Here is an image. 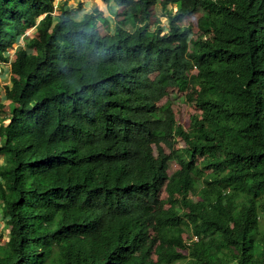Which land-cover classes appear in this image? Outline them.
Segmentation results:
<instances>
[{"label": "trees", "instance_id": "obj_1", "mask_svg": "<svg viewBox=\"0 0 264 264\" xmlns=\"http://www.w3.org/2000/svg\"><path fill=\"white\" fill-rule=\"evenodd\" d=\"M55 1L0 0V62L20 43L0 100V264H264V0H105L129 15L105 35L98 8ZM195 14L197 34L181 25ZM169 87L201 112L187 128Z\"/></svg>", "mask_w": 264, "mask_h": 264}, {"label": "rangeland", "instance_id": "obj_2", "mask_svg": "<svg viewBox=\"0 0 264 264\" xmlns=\"http://www.w3.org/2000/svg\"><path fill=\"white\" fill-rule=\"evenodd\" d=\"M63 1L65 0H56L55 4L56 7L57 5H60ZM69 4L73 7V8H77L78 11V15L79 14H83L85 12H91V10H94L96 8H98L99 10L101 9V12H103L104 16L107 17H111V21L115 22L117 21L118 24H127L129 17L127 15V9L124 7L122 9H116V11L114 12L111 8H110V3H108L105 0H68ZM160 2L162 0H159ZM79 3L82 4L79 5ZM176 3L177 1L174 0L169 4V8H176ZM80 6V7H79ZM152 13H151V24L154 25V23L157 21V19H161L162 20V25H165L167 23V19L165 18V16H163L165 10L162 8L161 4H157L155 6L152 7ZM58 13V12H57ZM112 13V14H111ZM106 20L109 21V23H104L100 24V28L103 32H107L109 31V27H110V19L106 18ZM100 23V22H99ZM181 25H191L193 28V31L195 34H197L199 27H198V16L195 15H189L185 18V20H183L181 22ZM180 24V23H179ZM109 25V26H108ZM128 26V25H126ZM38 32L36 30H34V28H31L30 30H28L23 36L26 37H30V36H34L37 35L38 36ZM196 36V35H195ZM20 47V43H16L14 45V47L10 50V54H9V59L13 60L15 58V51L17 49H19ZM9 68V65L7 66ZM3 71V70H2ZM2 73V72H1ZM0 73V74H1ZM1 84V88H0V95L1 94H5L6 91H4V88L6 87L5 84H3V82H0ZM11 85V84H10ZM169 91V95L168 97L164 98L162 103H165L167 101V99L172 101L171 107L172 110L175 113V119L178 121V123L182 126H184L185 128H187L189 126V122H190V118L192 115L194 114H199L201 113L195 106L193 103H190L186 100H184L183 94L187 93L186 92H180L177 90L176 87H169L168 89ZM9 102L6 105V112L2 113L0 115V125L4 123L7 124V122H9L10 120V110H9ZM170 125L169 123L165 124L164 128H169ZM0 141H1V137H0ZM184 145L183 142H178L177 146H182ZM154 148V152L155 154H158L159 152H166L169 153L170 149L162 143H155L153 145ZM5 163V157L0 156V164ZM170 168H169V173L171 174L173 171H175L178 168V165L176 162L172 161L169 164ZM196 185L195 187L191 188L190 190V196L194 199V200H201L203 198V195L206 194L207 192L212 190L211 186H207L203 180H201V178H196L195 180ZM173 197L175 199H178L179 194L178 193H174V192H170L167 191L166 188H164L162 190V192L160 193V198L165 200L166 202V206L168 207L169 205L172 204V202L170 200H168V197ZM174 205V203H173ZM138 207L141 206L140 203L137 204ZM1 207V204H0ZM260 225L261 228L264 230V217H261L260 219ZM0 230H3L4 232V241L8 240L9 238V228L6 225V223L4 222V220L1 218V208H0ZM196 231L193 230V234L191 235L190 233H188V231H185L184 233V239L186 241H199V244L204 246V249L206 251V253L212 258L214 259L213 253H212V248L208 245V242L206 239H199L198 236L195 234ZM150 235L152 238H154L156 236L155 231L153 229L150 230ZM181 252L188 254L187 250L185 249H181ZM228 257L231 256L230 252H228L227 254ZM188 261V259H182L179 261H176L174 264H186V262ZM165 264V263H162Z\"/></svg>", "mask_w": 264, "mask_h": 264}, {"label": "clouds", "instance_id": "obj_3", "mask_svg": "<svg viewBox=\"0 0 264 264\" xmlns=\"http://www.w3.org/2000/svg\"><path fill=\"white\" fill-rule=\"evenodd\" d=\"M177 2H178V0H176ZM177 4V3H176ZM110 8L115 12L116 11V9H122V8H124L123 6H117L116 4H113L112 2H110ZM157 5V4H156ZM93 10H91V12H92ZM100 11H101V9H100ZM102 13V18L103 19H106V18H109L110 19V27H109V31H107V32H103L102 30H101V28H100V24H103L104 25V23L103 22H100L99 23V29H100V31H101V34L102 35H105V34H108V32H111V31H113L114 30V28H113V25H114V23H116L117 21H115V22H112L111 21V17L109 16V17H107V16H104V14H103V12H101ZM112 14V13H111ZM128 17H129V15H128ZM101 18V19H102ZM158 20V19H157ZM158 22L156 21L155 23H154V25H156ZM162 25V20H161V23H159V25ZM167 24V23H166ZM165 24V25H166ZM109 26V25H108ZM164 26V25H163ZM12 61V60H11ZM194 70H196V69H194ZM180 142H183V141H179V143ZM184 143V142H183ZM185 145V144H184ZM184 145H182V146H178V147H183ZM172 162V161H171ZM169 168H170V166H169Z\"/></svg>", "mask_w": 264, "mask_h": 264}, {"label": "crops", "instance_id": "obj_4", "mask_svg": "<svg viewBox=\"0 0 264 264\" xmlns=\"http://www.w3.org/2000/svg\"><path fill=\"white\" fill-rule=\"evenodd\" d=\"M3 82V84H5V86L7 87H11L12 85V82H11V72H10V69L6 66L3 68V71L2 73L0 74V82ZM11 84V85H10ZM1 84H0V88H1ZM6 87L4 88V91H6ZM5 98H6V93L5 94H1L0 95V100L2 101H5ZM10 122V120H9ZM7 122V124L9 123ZM5 124V125H7Z\"/></svg>", "mask_w": 264, "mask_h": 264}, {"label": "built area", "instance_id": "obj_5", "mask_svg": "<svg viewBox=\"0 0 264 264\" xmlns=\"http://www.w3.org/2000/svg\"><path fill=\"white\" fill-rule=\"evenodd\" d=\"M11 64V60L8 61V62H0V73L2 72L3 68L6 67V66H10Z\"/></svg>", "mask_w": 264, "mask_h": 264}]
</instances>
